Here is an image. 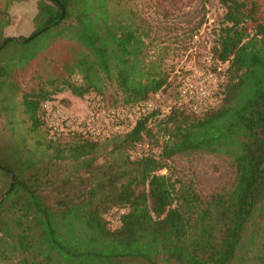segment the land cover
<instances>
[{
  "label": "trees",
  "instance_id": "trees-1",
  "mask_svg": "<svg viewBox=\"0 0 264 264\" xmlns=\"http://www.w3.org/2000/svg\"><path fill=\"white\" fill-rule=\"evenodd\" d=\"M14 1L0 11V43ZM58 1L62 18L56 0H36L30 34L48 28L0 50V122L6 119L7 129L0 128V196L8 171L14 175L0 201V264H264V22L250 29L245 0H220L211 49L228 64L219 105L196 114L174 104L156 132L153 108L126 132L66 142L46 136L38 150L17 132V111L33 132L43 124L41 103L62 90L81 98L114 84L121 104L132 105L170 87L168 74L145 62L143 35L113 7L118 0ZM63 42L57 74L42 80V63ZM40 59L41 80L23 89L20 76ZM160 133L159 152L132 156ZM101 149L107 157L99 163ZM194 152L228 157L231 189L203 199L190 180L161 173L175 156ZM111 208L126 210L115 229L104 218Z\"/></svg>",
  "mask_w": 264,
  "mask_h": 264
},
{
  "label": "rangeland",
  "instance_id": "rangeland-1",
  "mask_svg": "<svg viewBox=\"0 0 264 264\" xmlns=\"http://www.w3.org/2000/svg\"><path fill=\"white\" fill-rule=\"evenodd\" d=\"M35 2L36 0H20L8 5L7 12L11 23L4 28L5 36L30 35L34 29L31 19L35 12ZM245 2L249 8L246 24L251 29L256 22H264V0H245ZM4 7L5 0H0V11ZM113 7L142 33L146 43L145 62L148 65L156 63L169 76L170 87L152 96L154 108L159 110L151 120L153 130L156 132L159 121L165 119L169 108L178 104V100L176 102L174 99V85L178 82L180 74H183L186 68L200 63L203 53L210 49V46L212 47L221 25L223 7L220 0H118ZM65 50L64 42L54 45L48 60L42 63L44 67L42 80L47 79L46 75L57 74ZM41 62L40 59L32 63L20 76L23 89H30L41 80L36 77ZM71 80L76 83L81 82L79 75L72 76ZM51 101L74 114L87 113L96 104L104 108L125 106V115L119 118L121 128L119 133L130 130L138 118L134 104H121V94L115 90L114 84H108L104 94L90 92L81 98L72 95L69 90H62L55 93ZM39 114L42 117L41 108ZM5 121L6 119H1V129ZM16 122L17 132L26 136L29 145L37 146L38 150L45 147L47 142L45 138L46 136L49 138V135L44 122L38 130L30 132L27 130L29 121L19 111L16 113ZM2 131L7 134L6 128ZM84 138L87 137L71 132L61 134L56 139L66 142ZM162 140L161 133L156 134L155 137L148 138V141L139 143L134 150H131V154L135 156L141 150L149 148L153 152H159ZM98 155L99 163L107 157L104 149H101ZM169 165L170 169H164L161 173L169 172L173 178L190 180L203 199L209 198L211 194L228 191L233 186L235 172L230 159L224 155L204 152L181 154L171 159ZM3 185L0 177V189ZM118 264L146 263L139 260H122Z\"/></svg>",
  "mask_w": 264,
  "mask_h": 264
},
{
  "label": "built area",
  "instance_id": "built-area-1",
  "mask_svg": "<svg viewBox=\"0 0 264 264\" xmlns=\"http://www.w3.org/2000/svg\"><path fill=\"white\" fill-rule=\"evenodd\" d=\"M227 64V61L214 58L210 46L203 53L200 63L186 68L180 74L176 86L177 103L196 114L219 105L223 98ZM156 94L134 104L138 117L146 115L154 108L152 96ZM93 107L87 113L74 114L51 100L41 103L42 119L49 137L56 139L61 134L76 132L87 138L102 140L120 132L119 118L125 115V106L104 108L96 104ZM125 211V208H111L104 214V218L115 229L121 224V216Z\"/></svg>",
  "mask_w": 264,
  "mask_h": 264
},
{
  "label": "water",
  "instance_id": "water-1",
  "mask_svg": "<svg viewBox=\"0 0 264 264\" xmlns=\"http://www.w3.org/2000/svg\"><path fill=\"white\" fill-rule=\"evenodd\" d=\"M57 4L60 6L61 8V18L64 16V9L62 8L61 4L59 3L58 0H56ZM54 23L50 24L49 26H52ZM48 28V26H45L44 28H42L40 31H44ZM40 31H36L33 32L32 34H30L29 36L25 37V38H20V37H14V36H8L6 37L1 43H0V50L2 49V47L6 44L7 41H17V42H21V43H26L29 40H31L33 37H35L36 35H38L40 33ZM8 173L10 174V183L9 186L7 188V190L4 192V194H2L0 196V201L2 200V198L4 196H6L11 189L13 188L14 185V175L11 171H8Z\"/></svg>",
  "mask_w": 264,
  "mask_h": 264
}]
</instances>
